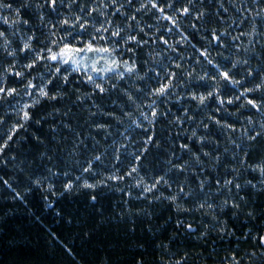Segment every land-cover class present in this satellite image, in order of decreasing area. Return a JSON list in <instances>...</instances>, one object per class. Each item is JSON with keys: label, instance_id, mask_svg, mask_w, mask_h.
Returning a JSON list of instances; mask_svg holds the SVG:
<instances>
[{"label": "clouds", "instance_id": "9594fccd", "mask_svg": "<svg viewBox=\"0 0 264 264\" xmlns=\"http://www.w3.org/2000/svg\"><path fill=\"white\" fill-rule=\"evenodd\" d=\"M0 57V155L24 130L52 161L30 186L0 176L44 229L22 264H264V0H0Z\"/></svg>", "mask_w": 264, "mask_h": 264}, {"label": "trees", "instance_id": "16d2710c", "mask_svg": "<svg viewBox=\"0 0 264 264\" xmlns=\"http://www.w3.org/2000/svg\"><path fill=\"white\" fill-rule=\"evenodd\" d=\"M14 2H18V0H14ZM63 5L57 7L55 12L45 9L48 12L50 18H57ZM24 16L28 19L32 20L33 26L28 28V31L35 30L43 36L44 29L42 26H36V14L28 9H24ZM79 35L84 36L86 33L81 32ZM37 44L40 43L39 39L36 41ZM10 57H0V60H10ZM22 61L28 59V54L20 57ZM24 81L18 80L16 77L10 76L9 83L20 85ZM195 87L206 88L207 85L204 83H200L194 85ZM58 87V82L52 85L53 90ZM226 92L232 91L231 88H226ZM15 100L16 98L13 97ZM4 105L0 104V111L4 109ZM8 107H12V102H9ZM51 105L45 103L41 107L35 110V117L39 118L41 114L47 113ZM12 117L9 116L8 120H11ZM49 121H44L46 125ZM40 136L45 137L51 142L52 134L46 130L45 127H37L33 122L31 125ZM7 134V130L5 126H0V140H3L5 135ZM25 137L21 139L20 137ZM44 150V145L38 143L33 139L30 132H25L21 130V132L17 133V136L10 142L9 147L4 150L3 155H0V176L14 178L11 182L17 186H24L28 184L30 186V182L25 177V172L30 173L32 176L43 175L47 172V167L52 161L47 159V154L41 155ZM56 159L61 161L62 158L58 154ZM23 169L24 171H21ZM64 177H56V183H62ZM11 189L7 188L3 184V181L0 180V211L13 209V212L4 220H0V261L12 258L20 264L23 261L31 259L40 251L41 248L45 246V234L43 227L33 218L29 217L26 214V209L22 204L17 202L15 205L10 203L8 197L11 195ZM30 205L34 207L41 215V218L46 222L50 223L51 226L63 233L65 228L72 229L73 225H66L64 222V218L60 217V223L56 224L57 217L53 213V209L49 207L47 211H45L43 206V200L41 199V195L38 189H34L32 193L26 197ZM114 197L111 195H105L101 197V199L97 202V204L102 205L105 209V212H111L112 210V202ZM57 207L61 208V210L66 213L70 208L78 207L77 214H79L80 210L89 211L88 208V200L87 195L83 197H78L73 200H68L67 198L63 200L57 201ZM96 205H92L91 208L95 209ZM97 214L95 211L91 212L90 219L95 220ZM166 231V230H165ZM39 258V257H37Z\"/></svg>", "mask_w": 264, "mask_h": 264}]
</instances>
